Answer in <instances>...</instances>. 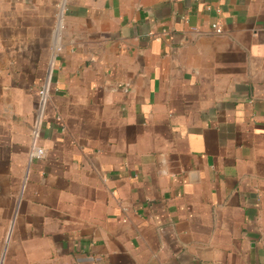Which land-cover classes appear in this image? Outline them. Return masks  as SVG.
<instances>
[{
    "label": "crops",
    "instance_id": "1",
    "mask_svg": "<svg viewBox=\"0 0 264 264\" xmlns=\"http://www.w3.org/2000/svg\"><path fill=\"white\" fill-rule=\"evenodd\" d=\"M57 3L0 0V264H264V0Z\"/></svg>",
    "mask_w": 264,
    "mask_h": 264
},
{
    "label": "built area",
    "instance_id": "2",
    "mask_svg": "<svg viewBox=\"0 0 264 264\" xmlns=\"http://www.w3.org/2000/svg\"><path fill=\"white\" fill-rule=\"evenodd\" d=\"M67 3H68V0H58V8L61 12V14L64 13L65 9L67 8ZM216 31L217 33H221L222 32V29L220 27H217L216 28ZM42 96H44V92H42ZM33 155L34 156H37V157H42L44 155V149L43 148H39V147H34L33 148Z\"/></svg>",
    "mask_w": 264,
    "mask_h": 264
}]
</instances>
